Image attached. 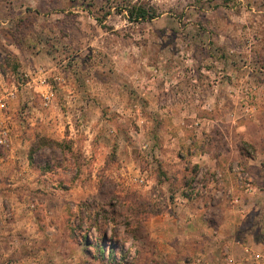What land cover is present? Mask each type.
<instances>
[{
    "label": "rangeland",
    "instance_id": "rangeland-1",
    "mask_svg": "<svg viewBox=\"0 0 264 264\" xmlns=\"http://www.w3.org/2000/svg\"><path fill=\"white\" fill-rule=\"evenodd\" d=\"M0 139V264H264V0H0Z\"/></svg>",
    "mask_w": 264,
    "mask_h": 264
},
{
    "label": "trees",
    "instance_id": "trees-1",
    "mask_svg": "<svg viewBox=\"0 0 264 264\" xmlns=\"http://www.w3.org/2000/svg\"><path fill=\"white\" fill-rule=\"evenodd\" d=\"M137 16L139 18H145L146 17L145 11L142 10V8H139V13H137Z\"/></svg>",
    "mask_w": 264,
    "mask_h": 264
},
{
    "label": "built area",
    "instance_id": "built-area-1",
    "mask_svg": "<svg viewBox=\"0 0 264 264\" xmlns=\"http://www.w3.org/2000/svg\"><path fill=\"white\" fill-rule=\"evenodd\" d=\"M44 81V80H43ZM4 140L3 139H0V142H3Z\"/></svg>",
    "mask_w": 264,
    "mask_h": 264
}]
</instances>
